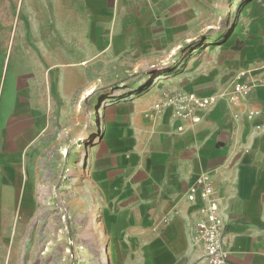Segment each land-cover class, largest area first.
Segmentation results:
<instances>
[{"label": "crops", "instance_id": "crops-1", "mask_svg": "<svg viewBox=\"0 0 264 264\" xmlns=\"http://www.w3.org/2000/svg\"><path fill=\"white\" fill-rule=\"evenodd\" d=\"M64 1L57 25L35 16L26 34L20 19L10 51L5 27L0 35V228L11 204L32 200L48 147L63 167L68 146L90 136L69 210L97 215L109 264H207L195 237L202 200L187 193L201 178L215 192L228 264H264V0ZM241 70L248 95L196 109V123L154 105L213 93ZM81 106L99 107L97 130L91 112L77 120Z\"/></svg>", "mask_w": 264, "mask_h": 264}, {"label": "rangeland", "instance_id": "rangeland-1", "mask_svg": "<svg viewBox=\"0 0 264 264\" xmlns=\"http://www.w3.org/2000/svg\"><path fill=\"white\" fill-rule=\"evenodd\" d=\"M66 3L64 0H53L52 8L21 11L19 0H0V35H3L5 27L8 50L12 49L20 19L26 21V34L31 32L29 21L35 16L52 18L57 25L60 18L67 14ZM36 4L33 3L34 6ZM38 26L42 28L45 25L40 21ZM216 36L212 40H220ZM0 47L3 48V44ZM97 106L90 111L89 107L81 106L77 120L84 121L91 112V124L97 130ZM68 139L66 136L65 142ZM76 140L77 143L68 146L70 152L63 167L57 148L48 147L41 168L34 174L36 180L32 200L17 204L16 210L11 204L7 213L9 217L0 228V264H109V247L102 230L98 228L97 215H77L69 210L70 191L76 177L84 172L90 136ZM73 156H76L75 161ZM39 172L42 174L40 178ZM103 252L106 253V260L102 258Z\"/></svg>", "mask_w": 264, "mask_h": 264}, {"label": "built area", "instance_id": "built-area-1", "mask_svg": "<svg viewBox=\"0 0 264 264\" xmlns=\"http://www.w3.org/2000/svg\"><path fill=\"white\" fill-rule=\"evenodd\" d=\"M158 76L160 74L156 75L153 80ZM253 86L252 80L248 77V71L241 70L231 79L228 86L217 89L213 93L201 95L194 92H178L176 95H164L154 105L156 108L172 105L176 117H189L191 122L196 123L200 119L199 115H195L196 109L207 111L221 101L237 105L241 98L248 95ZM256 113L255 110H249L246 112V117L249 119ZM197 192L202 200L199 210L203 213V217L196 224L195 237L205 247V262L207 264H228V252L223 244L225 227L218 214V203L212 185L201 178L188 190V198L193 200ZM167 220L168 218H164L163 222Z\"/></svg>", "mask_w": 264, "mask_h": 264}, {"label": "bare ground", "instance_id": "bare-ground-1", "mask_svg": "<svg viewBox=\"0 0 264 264\" xmlns=\"http://www.w3.org/2000/svg\"><path fill=\"white\" fill-rule=\"evenodd\" d=\"M160 77H162V76L160 75V76L156 77L155 80H159ZM102 258H103V260H106L107 259V256H106V253L105 252L102 253Z\"/></svg>", "mask_w": 264, "mask_h": 264}, {"label": "trees", "instance_id": "trees-1", "mask_svg": "<svg viewBox=\"0 0 264 264\" xmlns=\"http://www.w3.org/2000/svg\"><path fill=\"white\" fill-rule=\"evenodd\" d=\"M161 76H163L162 74H160Z\"/></svg>", "mask_w": 264, "mask_h": 264}]
</instances>
